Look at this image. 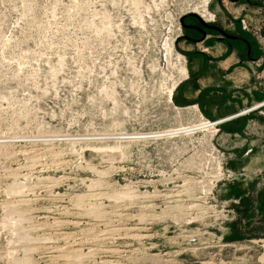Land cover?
<instances>
[{
    "label": "rangeland",
    "instance_id": "1",
    "mask_svg": "<svg viewBox=\"0 0 264 264\" xmlns=\"http://www.w3.org/2000/svg\"><path fill=\"white\" fill-rule=\"evenodd\" d=\"M190 13L248 34L264 84V0H0V264H264V106L167 134L264 101L186 90Z\"/></svg>",
    "mask_w": 264,
    "mask_h": 264
},
{
    "label": "flooded vegetation",
    "instance_id": "2",
    "mask_svg": "<svg viewBox=\"0 0 264 264\" xmlns=\"http://www.w3.org/2000/svg\"><path fill=\"white\" fill-rule=\"evenodd\" d=\"M180 26L181 33L177 37L176 44L185 50L190 63L193 58L200 59L197 68L190 67L187 84L199 88V80L209 73V83L214 86L217 80L213 76V71L219 70L218 64L225 55L233 56V62L227 68L228 72L242 66L252 73V76L257 73V68L260 67L257 63L259 50L254 40L248 34L239 31L234 23L225 26L216 19L207 20L196 13H190L182 17ZM218 49L221 52L216 54Z\"/></svg>",
    "mask_w": 264,
    "mask_h": 264
},
{
    "label": "crops",
    "instance_id": "3",
    "mask_svg": "<svg viewBox=\"0 0 264 264\" xmlns=\"http://www.w3.org/2000/svg\"><path fill=\"white\" fill-rule=\"evenodd\" d=\"M220 52H221L220 49H218L216 51V54H219ZM223 57H221L223 59L220 60V62L218 64L219 65V72L222 74V76L224 78L226 77V79L232 80L234 82V80H233L234 78H236L238 75L244 74L242 72V70L245 68H243L242 66L236 67L233 71L228 72L227 68L233 62V56L232 55H228V56L225 55ZM243 71H245V73H246V75H245L246 79L244 78L245 79L244 80L245 87H243L244 85H240L243 81L239 85L233 84V87L230 85L229 86H224L222 84L220 85V83L217 86H211L209 83V80H210L209 73L206 74L205 83H203L204 85H208V86L205 87L204 85H202L201 87L197 88V87H192L190 84H187V82L185 83L184 86H186L185 87L186 90H188L190 93H193V92L195 93V96H197V98L200 99L201 105H209V106H214V107L218 106L220 104V101L224 98V96L225 95L227 96V93L229 92V90H232V89L233 90L243 89V90H245V94H247L249 96H252V95H254L256 97L261 96L264 93V84L261 82H256L253 78L254 76H252V73L248 72L247 70H243ZM238 78L240 80L241 76H239ZM256 83H257V85H256ZM198 94H199V96H198ZM239 98L240 97H237L234 94H229V96L226 97L225 100L222 102V105L228 104L231 102H239ZM234 113H236V112H234ZM250 126L255 127L258 125H257V123H254V121L252 120V123H249V127ZM244 153L240 157H238L237 161H244L247 158L248 154L244 155ZM254 155H256V157H254ZM252 159H253V162L255 163L253 165H256L257 162L259 161V155L253 154ZM251 163H252V160H251ZM250 165L251 164H248V169H252L253 166H250ZM235 182L238 183V189H240V191H241L240 196L241 197L246 196L243 194L247 190V189L245 190V188H244L245 186H244L243 182H240V181H235ZM223 185H225V184H223ZM245 185H246V183H245ZM255 205H256V203H255ZM239 210H241V208ZM252 212H254V214H258L257 215V217H258L257 223H259L261 225L260 221L262 219H264V207H263L262 212L260 213L257 210V208L254 206L252 209ZM239 217H241V216H239ZM262 225L264 226V223Z\"/></svg>",
    "mask_w": 264,
    "mask_h": 264
},
{
    "label": "bare ground",
    "instance_id": "4",
    "mask_svg": "<svg viewBox=\"0 0 264 264\" xmlns=\"http://www.w3.org/2000/svg\"><path fill=\"white\" fill-rule=\"evenodd\" d=\"M264 106V101L262 102H258L250 107H246L244 109H241L239 112L233 114V115H229L225 118H221V119H216L215 121H208V120H204L203 122H199L198 124H194L192 126L189 127H180V128H176L173 130H167V134L168 133H180V132H188L194 129H199V128H209L212 126H215L217 124H220L224 121L230 120L233 117L239 116V115H245L250 111L256 110L260 107ZM261 242L260 247H262V251L261 254L258 256V262L260 263H264V239L261 240H255V242Z\"/></svg>",
    "mask_w": 264,
    "mask_h": 264
},
{
    "label": "water",
    "instance_id": "5",
    "mask_svg": "<svg viewBox=\"0 0 264 264\" xmlns=\"http://www.w3.org/2000/svg\"><path fill=\"white\" fill-rule=\"evenodd\" d=\"M181 20H182V18H181Z\"/></svg>",
    "mask_w": 264,
    "mask_h": 264
}]
</instances>
